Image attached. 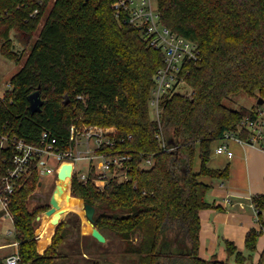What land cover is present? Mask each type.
Returning a JSON list of instances; mask_svg holds the SVG:
<instances>
[{"label": "trees", "instance_id": "1", "mask_svg": "<svg viewBox=\"0 0 264 264\" xmlns=\"http://www.w3.org/2000/svg\"><path fill=\"white\" fill-rule=\"evenodd\" d=\"M115 1L0 0V53L9 59L21 57L12 31L30 45L47 16L23 67L0 96V135L16 134L36 143L48 131L64 141L75 121L116 126L126 137L120 148L152 153L155 164L104 191L74 175L70 195L96 207L95 226L126 240V251L138 255L133 264H230L199 255L200 211L212 205L206 200L210 184L200 177L229 178V166L209 165L214 143L237 129L245 116L256 119L264 110L259 105L232 109L224 103L240 91L264 100V0H158L162 23L201 51L200 59L186 66L192 94L176 93L163 108L161 128L170 150H163L149 105L164 53L137 26L116 15ZM37 89L45 103L32 113L29 95ZM129 135L132 140H127ZM242 135L247 138L249 131ZM196 154L199 170L193 169ZM40 181L33 165L11 195L21 264H56L67 256L60 249L67 238L62 222L51 245L44 253L38 251L35 220L50 205L30 208L28 200ZM252 202L262 228L248 231L250 252L264 232V193ZM134 234L140 235L139 244L132 243ZM226 247L237 264L252 260V254L245 255L232 241L226 240ZM0 264L5 261L0 259ZM256 264H264V250Z\"/></svg>", "mask_w": 264, "mask_h": 264}, {"label": "built area", "instance_id": "2", "mask_svg": "<svg viewBox=\"0 0 264 264\" xmlns=\"http://www.w3.org/2000/svg\"><path fill=\"white\" fill-rule=\"evenodd\" d=\"M113 6L120 19L137 26L150 45L164 53V65L155 74L149 105L151 115L159 125L157 137L163 150H170L172 147L166 145L161 128L163 108L166 101L176 93L188 96L192 94V87L186 78V66L189 62L200 59V48L194 41L162 23L158 0H116ZM37 12L38 9L33 15ZM186 85L191 91L185 92L183 86ZM245 129L249 131L247 138L242 135ZM231 139L264 149V110H260L258 118L245 116L237 129L226 131L214 152L232 158L234 152L228 143ZM127 140H132V135L127 136ZM125 141L126 137L119 134L116 126L89 124L81 120L71 124L69 136L64 141L48 131H44L36 143L16 134H1L0 216L10 218L14 226L9 210L11 195L21 184L23 176L30 174L33 165L37 166L41 175L54 171L58 174L63 164L70 163L73 166L70 189L76 174L79 180L92 181L98 190L104 191L112 182H129L136 170L143 172L155 164L152 153H137L120 148L119 144ZM80 161L87 162V172H83ZM58 179L57 177L56 183ZM9 233L16 235L15 229L9 230ZM18 243L15 240L10 244L17 246ZM5 264H21L20 254L15 251L7 256Z\"/></svg>", "mask_w": 264, "mask_h": 264}, {"label": "crops", "instance_id": "3", "mask_svg": "<svg viewBox=\"0 0 264 264\" xmlns=\"http://www.w3.org/2000/svg\"><path fill=\"white\" fill-rule=\"evenodd\" d=\"M228 143L234 152V156L229 158L227 155L217 154L213 150L209 165L212 168L220 169L229 166V178L215 179L206 176L208 178L202 180L210 184V189L206 193V200L212 204L210 207L200 211L199 255L205 259H212L213 257L219 258V252L223 253L226 251L228 254L226 240L232 241L239 251L245 255H249L250 251L246 247V235L251 228H257L258 230L262 228L252 198L255 195L264 193V149L241 143L235 139H231ZM218 144L219 141L216 144L214 143L216 146ZM69 192L71 194V189ZM45 211L40 214L41 219ZM61 220L65 224L62 230L68 234L61 246L70 247L68 245H74L76 243L77 246L84 250L85 247L89 248L94 244L100 243L91 235V226L86 216L78 212L66 211L61 215ZM39 226L36 231L38 251L44 253L52 243L57 225H53L49 229L48 235L44 237L38 232ZM71 234H74V238L71 237ZM104 235L106 236L107 242L109 236L107 233ZM10 245V243H0V249H4ZM263 250L264 232L258 237L256 258L253 259L252 256L251 260L253 263L259 261ZM13 253L11 252L0 256V259L5 261L6 257ZM83 255L88 257L86 251H83Z\"/></svg>", "mask_w": 264, "mask_h": 264}, {"label": "rangeland", "instance_id": "4", "mask_svg": "<svg viewBox=\"0 0 264 264\" xmlns=\"http://www.w3.org/2000/svg\"><path fill=\"white\" fill-rule=\"evenodd\" d=\"M46 15L43 17L41 24L38 26V29L35 31L32 42L30 45H27L25 40L19 35L17 31H12V37L14 39V49L19 51L21 54L20 60L15 61L7 58L6 56L0 53V96H3L5 91L10 88V82L13 75H15L23 67L30 51L32 50L33 43L38 37L39 30L41 29L43 23L45 22ZM185 92L191 91L189 86H183ZM225 105L232 109H240L242 107L251 108L253 106L259 105L264 109V104L258 103V97L256 95H250L243 91L236 92L231 94L226 99H224ZM152 114V113H151ZM216 144V143H215ZM216 145H214L215 147ZM54 163V162H51ZM83 166V172H87L88 164L86 161L79 162ZM56 166V164H55ZM200 167L199 155L196 154L193 169L198 170ZM58 174L54 171L52 173L44 172L41 174L42 185L39 186V189L29 197V207L33 208L36 204H49L51 195L54 192V189L58 183L56 179ZM206 176H202L201 180H205ZM68 191H70V181L67 183ZM70 194V192H69ZM81 199V197H77ZM80 213V211H78ZM81 214V213H80ZM85 214V213H84ZM83 214V216H85ZM41 222V219L35 220V225L38 227ZM52 223V222H51ZM54 225V224H53ZM14 226L10 218H3L0 216V243H12L15 241V234L9 233V230H13ZM37 231V228H36ZM64 231V230H63ZM65 232V231H64ZM67 233V232H65ZM106 233L109 236V240L105 243H97L89 248L85 247L82 250L79 246L68 245L61 246V251L67 253V256L61 257L56 260V264H93L95 261L98 264H133L138 259L136 253H130L126 251L128 243L124 240L119 234L115 233L112 230H106ZM68 235V234H67ZM71 237L74 238V234H71ZM132 243L139 244L141 237L138 234L132 236ZM180 243H184L182 240ZM17 249L16 245H10L4 249H0V256H3L7 253L15 252ZM83 251H86L88 257L83 255ZM65 253V254H66ZM252 254L253 259L256 258V250L249 252ZM219 259L229 262L230 264H237L235 256L229 257V255L224 251L223 253L219 252ZM258 263V262H257ZM247 264H256L251 260H248Z\"/></svg>", "mask_w": 264, "mask_h": 264}, {"label": "water", "instance_id": "5", "mask_svg": "<svg viewBox=\"0 0 264 264\" xmlns=\"http://www.w3.org/2000/svg\"><path fill=\"white\" fill-rule=\"evenodd\" d=\"M45 103V99L42 97V93L40 89H37L33 91L29 95V109L32 113H35L37 111H40ZM259 104H263L264 100L262 98L258 99ZM72 170L73 166L70 163H65L62 165L60 171L58 172V178L59 179H65L67 176H72ZM41 185V183L39 184ZM59 190V192L63 191V188L60 184H57L53 194L51 195L50 198V207L45 211V214L49 217H51V222L54 225H58L62 220H61V214L57 212L59 208V202L55 196L56 192ZM83 203V209L85 216L91 226L90 233L93 237H95L99 242L105 243L106 242V236L104 233L95 226L94 224V217L96 213V207L85 202L84 199H82ZM37 219H41V215L39 214L37 216Z\"/></svg>", "mask_w": 264, "mask_h": 264}, {"label": "bare ground", "instance_id": "6", "mask_svg": "<svg viewBox=\"0 0 264 264\" xmlns=\"http://www.w3.org/2000/svg\"><path fill=\"white\" fill-rule=\"evenodd\" d=\"M68 181H70V176H67L65 179H58V184L62 186L63 191L59 192L58 190L55 194L59 202V208L57 212L63 215V213H65L66 211H74V212L80 211L81 215H83L84 209H83L82 200L79 198L73 197L72 195L69 194L68 187H67ZM52 226L53 224L51 223L50 217H48L46 214H43L41 222H40V226L38 228L39 234H42L41 236L43 237L48 235L49 229L52 228Z\"/></svg>", "mask_w": 264, "mask_h": 264}]
</instances>
